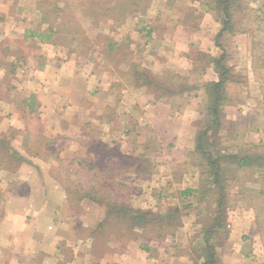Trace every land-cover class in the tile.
I'll list each match as a JSON object with an SVG mask.
<instances>
[{"label": "crops", "instance_id": "crops-1", "mask_svg": "<svg viewBox=\"0 0 264 264\" xmlns=\"http://www.w3.org/2000/svg\"><path fill=\"white\" fill-rule=\"evenodd\" d=\"M209 3L0 0V72L11 67L10 82L21 87L15 86L13 94L0 98V121L8 122L13 131L25 128L27 135L32 129L27 118L37 117L47 124L45 131L38 128L37 132L49 135L52 148L61 159L71 162V169L80 167L77 158L94 163L100 153L102 162L119 168L116 180L141 181L138 165L151 166L152 157L158 154L151 152L152 146L146 141L143 144L145 136L139 133L156 135V122L162 123L159 131H168L170 120L186 112L180 105L172 114V108L178 106L173 101L198 102L205 97L199 84L219 81L213 63L219 57L214 40L219 29L215 30L218 25ZM198 64L205 69L201 76L195 70ZM137 69L141 73H136ZM142 73L157 78L172 75L180 84H199L194 93L175 87L173 98L162 99L171 95L158 98L163 81L157 83L159 86L137 87V77ZM5 77V72L0 73V83ZM31 100L34 110L29 111ZM23 101L28 104L21 109ZM18 117L24 118L21 123L15 122ZM26 135L16 145L10 144L17 150L13 155L19 163L16 173L8 169L0 172V183H5L0 185V264L203 263L183 247L186 245L181 246L176 234L166 243L153 241L148 249L134 238L115 243L101 226L104 207L89 199L81 200L77 207L71 197L74 193L59 178L62 174L61 179L68 176L76 180L81 173L71 170L65 175L56 158L28 151ZM160 146L155 143L157 150ZM195 146L181 151L169 144L173 149L165 153V162L184 170L177 173L173 169V179H188L191 171L187 166H193L188 157ZM134 184L128 185L137 186ZM142 190L130 196L131 201L135 195L146 193ZM188 191L192 193L194 188L186 187L179 194L183 197L190 194ZM154 193L152 197H156ZM155 205L145 210H158L159 204ZM92 211L97 217L90 214ZM192 213L185 217L195 219L198 214ZM227 225L229 235L219 241L216 250L218 264H263L264 246L259 245L261 236H257L253 207L233 206ZM189 226L183 222L180 230L196 229L200 237V226ZM82 227L90 231L89 236H78Z\"/></svg>", "mask_w": 264, "mask_h": 264}, {"label": "rangeland", "instance_id": "rangeland-1", "mask_svg": "<svg viewBox=\"0 0 264 264\" xmlns=\"http://www.w3.org/2000/svg\"><path fill=\"white\" fill-rule=\"evenodd\" d=\"M214 1L216 0H210L209 4H212ZM240 2L242 5L241 8L236 7V5L232 6V13L236 16V19L234 17L235 20L232 22L235 27L234 32L224 31L221 34L224 29L223 21L225 18L224 13L222 12L223 10H219V8L215 9L213 6L210 8L215 15V22L218 25L215 30L217 31L219 29L214 37L216 47L219 48L218 58L222 55L225 56L223 64L230 69L231 77L223 90L225 105L221 124L217 130L210 133L215 136L217 135L219 138L220 149L222 148L221 151L223 153H237L240 155L247 153L264 154V0H241ZM212 29L210 30L212 31ZM194 54L195 52L192 53V56H194ZM199 54L202 55L201 52H199ZM206 63L208 64L209 62L206 61ZM198 65L199 67L195 70L197 71V74L200 75L205 69L202 68V64ZM4 72L7 77H5L3 82L0 83V98L7 97L10 93L13 94L15 92V86L17 88L20 87L18 85H13L10 82V72L13 74L11 67L3 69L0 73L3 74ZM217 78H219V75ZM154 80L157 82L163 81L165 86L173 90L176 89L175 87L183 88L187 86L185 87V90L192 93L196 92L195 87H198L199 84L194 81H192V84H180V79L174 78L172 75H167L164 78L155 77ZM199 85L201 86L205 97L199 99L198 102L190 101L191 104H186V100L178 102L173 101V103H178V106L172 108V114L177 112V108L180 105L184 107L186 112L184 111L183 117L179 118L177 116L170 120L172 124L169 126L170 128H168V131H159V126H162V123L156 122L155 124L158 128L156 135L154 132L149 131L145 132L144 135L139 133V136H145L143 144L146 141L147 146H152L151 152H156L158 155L152 157L151 166H149V163L142 164L141 162V165H138V168L141 169L138 174L143 175L141 181H125V183H127V185H133V182L137 184V186H134L138 189L137 192L143 191L142 189L146 190L145 194L132 197V201L130 198V203L136 208L145 210L151 208V206H154L155 204H159L160 207L158 210L164 212L171 207L189 205V212H193L191 215L196 216L200 211L205 212L204 215H197L193 220L185 216L182 218V223L184 222L188 226H200L199 233L201 237L202 228L205 225H208L212 218L217 215V210H215L216 206L213 203L216 196L210 195L203 201L198 200L199 192L196 191L201 187L203 170L199 169L195 164H193V166H187L188 170L191 171L188 173L189 177L187 180L182 178L175 180L172 178L171 172L176 168V164L175 166H170L165 162L166 154L171 153L172 151H169V149H173L169 148L170 143H173L174 148L181 149V151L185 147L189 149L193 145H196L199 131L206 129L213 122L209 120L207 111L210 101L207 94V86L205 84ZM165 98H173V94L171 93L168 97H162V99ZM198 113H203V115H199ZM22 118L23 117H18L17 120L15 119V122L17 121L21 123ZM27 120L30 123L29 125H31V128H34L36 131L38 128L45 131L44 124L46 123H40L37 121V117H30V119L27 118ZM183 123L184 129H182ZM0 125L4 129V133H0V164L2 163V165H0V172L5 169L15 171L18 169L19 163L16 161V157L10 155V144L13 142L16 145L17 142L21 141V137L26 135L25 128L15 129V131H13L12 127L9 129L10 126H8V122L5 121H0ZM44 137L48 138L49 135L44 134ZM154 138L156 139V142H153ZM177 140L179 141L177 142ZM155 143H158L159 146L161 145L158 147V150L155 148ZM14 151L17 153L16 149ZM94 152L97 153V149ZM102 155L103 154L100 155V153H97L95 161H101V158L103 157ZM44 156L48 157V155ZM167 159H169V156ZM176 169L177 173H179V171H182L183 173L184 171L182 170V166L181 168L178 166ZM71 170L74 172L73 168ZM95 172V169L82 168L79 171V173H81L80 178H77L76 180H71L69 177L61 179L64 177L62 174L61 177L59 174V178L63 185L69 187L73 193L83 192L84 194L87 193V195L93 194L97 199L111 205L120 203L122 200L118 197L115 188L116 186L114 185L115 182L104 184L102 183L104 182L103 180H97L96 177L94 178ZM13 173H16V171ZM199 174L200 176L198 178L197 175ZM117 175L119 174L117 173ZM237 177L238 178L235 181L229 183V202L226 211L227 221L228 219L230 220L233 206L237 204H247L252 206L255 210L256 216L260 218V221L258 222L259 232L257 235L258 237L261 236V238H259V245L264 246V194H260L264 193V167H249L244 171H239ZM0 185L5 186V183H0ZM186 187H192L194 188V191L181 197L179 193H181ZM154 191H157L158 193L164 192V194L162 193V196H160L161 198L157 199V197H152ZM82 196L76 195L75 197V194L73 196L76 200L75 204L77 207L80 205V197ZM87 199L89 198L85 196L82 197V200ZM250 202L252 205L248 204ZM90 214L97 217V212L95 213L92 211ZM95 220V218L92 219L94 223ZM103 228L104 234L108 237L110 236L118 245L130 241L133 238L132 232L125 226L107 223ZM134 233H138L139 238L136 239L137 243L142 242L149 245L153 243V241L154 243L155 241H161L157 240L155 238L156 236H142V231L140 230H137ZM196 233V229H194L193 232L190 231V229L185 231L179 229L176 232V235L181 246L186 245L183 247H187L188 250L194 251V248L199 249V247L202 246L201 238ZM78 236L84 238L85 236H89V233L82 231ZM171 237L172 236L170 235L167 236L162 242L166 243V240H170ZM213 241L219 242L220 239L214 238ZM261 261L264 264V255L261 258Z\"/></svg>", "mask_w": 264, "mask_h": 264}, {"label": "trees", "instance_id": "trees-1", "mask_svg": "<svg viewBox=\"0 0 264 264\" xmlns=\"http://www.w3.org/2000/svg\"><path fill=\"white\" fill-rule=\"evenodd\" d=\"M240 1L241 0H216L212 2L211 7L213 6L215 9L219 8V10H223L222 12L225 15L223 21L224 29L222 30L221 34L224 31L234 32L235 27L232 22L236 19V16L234 13H232V6L236 5V7L241 8L242 5ZM224 58L225 56L222 55L220 58L213 60L219 75V81L208 83L206 85L208 98L210 99L207 111L209 120L213 122L206 129L199 131L193 155L188 157L189 163L195 164V166L203 170L201 187L198 191V200L203 201L207 198V196L210 195L216 196V199L213 201V203L216 206L215 210H217V215L212 218L208 225H205L202 228L200 237L202 246H200L199 249H193V253L197 260H203L202 264H218L219 260L216 250L220 243L213 240L214 238H218L220 240L222 238L226 239L229 235L226 214L228 209L227 204L229 202V183L235 181L238 178L237 173L239 171H244L249 167H264V154L247 153L240 155L237 153H223L221 151L222 148L220 149L219 138L217 135L215 136L210 133L217 130L221 124V118L224 114L225 105V96L223 90L226 83L231 78L230 69L223 64ZM138 70L139 69L136 70V73H141V71ZM137 78L136 85L139 88L150 87L151 85L159 86V84H157L159 82L154 80V76H148V74L142 73V75L138 76ZM162 87L164 88H162V92L159 94L157 93L158 98L159 96L166 93H174L173 89L167 86L164 87V85H162ZM185 87H183V91L185 90ZM30 102L31 105H28L29 111H32L34 110L33 100ZM26 104L28 103L23 101L20 108L23 109L22 107H25ZM33 129L34 128L29 130L25 137L27 150L31 153L39 152V155L41 154V156L48 155V157L56 158L60 163L61 172L65 175H69L72 166L71 162L69 163L64 159H61L56 149L52 148L49 139L47 137L41 136V133L39 134V132L36 130L33 132ZM33 133L35 134V137L33 136ZM9 152L11 156L15 154L17 155V153L11 148ZM87 160L77 158L75 161L79 162L80 167H76L73 170L79 173L82 168L95 169L96 172L94 178L96 177L97 180H103L104 182L102 183L104 184L115 182L114 185L116 186L115 188L118 193V197L122 200L116 205H111L107 202H102L101 200L97 199L93 194L87 195V193L84 194L83 192L74 193L75 197L76 195H84L91 201H94L104 207L105 219L101 225L102 227L107 223L125 226L132 232V237L135 239L139 238L138 233H134L137 230L142 231V236H156L155 238L161 241H164V239L169 235L172 237L175 236L176 232L182 226V218L189 214V205L171 207L164 212L160 210L155 212L152 210L136 208L130 203V196L138 193V189H136L134 186H129L120 180L114 179L117 173H119V168L117 166L102 161H96L92 163ZM0 165H2V163ZM188 192L190 193V191ZM187 193L185 192V194ZM74 194L71 197L75 204L76 200L73 198ZM260 194L263 195L264 193ZM154 196H156L155 193ZM82 197H80L81 200ZM156 197L157 199L161 198L160 196ZM248 204L252 205L251 202ZM204 214L205 212L203 211L198 212V215ZM256 218L259 222L260 218L258 216H256ZM83 231H86L90 234L88 229H84ZM142 247L148 249V244L143 243Z\"/></svg>", "mask_w": 264, "mask_h": 264}]
</instances>
